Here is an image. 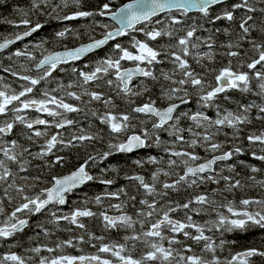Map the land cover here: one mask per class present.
<instances>
[{
  "label": "snow or ice",
  "instance_id": "obj_1",
  "mask_svg": "<svg viewBox=\"0 0 264 264\" xmlns=\"http://www.w3.org/2000/svg\"><path fill=\"white\" fill-rule=\"evenodd\" d=\"M81 3L82 0H60L59 3L31 0L29 11L49 15L57 21L110 17L119 26L94 20L88 42L44 56L34 64L40 74H20L10 68L3 69L11 71L13 77L25 83L20 85L19 91L10 84H0V117L11 114L10 118L0 122V242L6 243L25 232L37 215L44 216V220L36 224L39 230L37 238L41 234L45 237L54 235L61 222L68 225L64 231L71 233L79 229L81 234L58 240L54 247L37 244L26 250L34 256L25 257L9 251L0 255V264H29L33 260L36 264H256V258L264 264V246L244 248L223 258L218 255L226 245L236 243L235 240L225 239L226 233L248 232L254 228L264 230V179H258L256 175L262 172V168L239 159L247 153L253 159L264 162V127L241 136L244 127L252 124L254 110V118L264 122V0H130L115 10L111 0H108L95 11L83 10ZM70 5L75 6V10L64 13L63 10ZM49 8L50 11H46ZM215 8L220 11L214 12ZM17 11L22 13L18 23L6 22L16 27L26 26L27 30L14 34L12 38L3 37L0 52L43 27L39 22L33 24L28 18L29 12ZM221 21L230 23L224 27H207ZM97 27L101 29L99 38L94 35ZM201 32L207 35H199ZM136 33L143 34L144 39L137 38ZM217 34L225 37L219 44ZM70 35L80 38L81 33L73 34L68 27L55 33L57 38ZM125 36L130 38L128 45L114 43L110 53L96 60L93 66L89 68L85 64L88 71L72 67L75 80L67 85L56 81L55 87L42 90L38 97L31 95L42 82L50 84L57 69L63 72L61 65L80 61L109 42ZM43 43L41 41L35 47L41 48ZM218 48L224 51L218 52ZM218 55L226 57L227 63L216 68L213 64ZM13 56L28 61L37 60L33 52L28 51L27 45L23 50L12 52L8 59ZM122 62H131L134 66L124 67ZM165 63L171 64L170 70L157 67ZM25 71L30 72L31 68ZM210 74L211 80L208 79ZM136 78H141L138 85L134 84ZM161 80L167 83L160 85L158 99L167 101L165 107L157 106V101L151 97L141 104L136 103L135 98L151 91L148 81L154 85ZM254 81L258 84L256 95L262 100L260 104L237 101L234 110L221 108L217 102L221 94L228 101L231 97L227 93L231 90L252 93ZM74 88L80 91L70 90ZM104 88L124 101L127 108L117 110L114 96L103 91ZM193 96L197 97L199 109L191 113L179 111ZM66 97L85 107L93 103L102 105L103 111L90 108L89 112L108 129L110 139L107 150L88 155L69 174L51 176L48 184L41 187L44 179L41 174H32L33 167L41 172L62 167L65 157L57 155L56 151L104 139L103 129L91 132L83 127L68 138L63 136L59 130L76 125L68 114L84 111L79 103L66 102ZM209 108H215V118L206 114L205 109ZM27 110L46 113L52 119L40 116L29 118ZM140 114L145 119L141 120ZM183 120L192 123L184 128L181 126ZM133 121H139V129ZM149 122L150 128L146 126ZM16 125L22 126L21 135L30 144H36L37 138H43L37 151L30 150L19 139H6ZM52 128L57 131L50 132ZM224 128L231 130V138L228 139V132H223L226 140L218 142L216 137ZM162 132L171 139H162ZM185 132L189 134L188 138ZM241 140L244 143H236ZM226 144L230 145L227 149ZM153 146L162 148L166 154V168L157 167L151 173L150 181L139 174L125 176V179L137 184L138 192L142 190L143 198L137 199L136 195H128L124 188H120L116 192L96 195L91 201L86 198L84 202L85 205L90 202L101 205L105 198H119L123 194L127 196L124 203L131 202L133 208L137 203L141 206L136 208L134 215L124 211L121 203L108 206L119 210L118 215H109L107 210L97 213L87 206L76 207L68 213L61 211L59 206L68 202V194L98 179L89 170L98 160ZM197 148H203L210 156L201 157L195 151ZM34 161L38 163L34 165ZM132 163L143 167L145 163L163 165L165 161L150 155L146 161L136 159ZM238 167L247 169L250 174L241 177ZM177 168L180 171L177 172ZM109 171L119 174L115 166L101 169L102 173ZM161 175L175 178L170 182L161 181ZM114 182L113 179H99V183L104 185ZM206 185L215 187L194 192L182 203L169 198L170 192H179L181 188L194 190ZM249 187L260 188L261 195L239 200L228 198L237 190ZM181 211L183 218H175ZM213 214L214 218L202 222L193 218L194 215ZM93 217L100 218L106 230L129 233L122 238L124 242L103 243V236L89 232L83 218ZM93 240L101 243L94 244ZM84 243L91 244L96 252L90 255H41L45 251L53 254ZM138 244H142L145 250L137 258L132 252ZM196 247H199L198 252Z\"/></svg>",
  "mask_w": 264,
  "mask_h": 264
},
{
  "label": "trees",
  "instance_id": "obj_2",
  "mask_svg": "<svg viewBox=\"0 0 264 264\" xmlns=\"http://www.w3.org/2000/svg\"><path fill=\"white\" fill-rule=\"evenodd\" d=\"M127 0H111V6L113 9H115L118 5L122 4ZM60 0H53V3H59ZM104 2H108V0H82L81 8L83 10H89V11H95L98 9L100 5H102ZM18 9H22L24 12H29V17L33 24L36 22H39L43 25L41 29H39L37 32L33 33L31 36L27 37L26 39L10 46L8 49L4 50L3 52H0V76H2V80L0 81V84L7 83L12 86L13 89H16L17 91L20 90V85L22 83H25L23 81H20L18 77H13L11 75V71L19 72L20 74H30V72H26L25 69L31 68L33 64L38 62V60L43 57L44 55L53 52L55 50L63 49L65 47L70 48L73 46H76L78 44H81L83 42L88 41L89 35L91 33V27L93 26V21L96 19V21H99L100 23H110L107 20H105L102 17H89V18H77L76 20L72 21H57L52 19L51 16L46 14H40L36 11H29L31 9V0H3L2 3H0V41L3 37H13L14 34L23 32L27 30L26 26L20 25L19 27L14 26L13 24H9L6 21H15L18 23V21L22 17V13L17 11ZM75 10V6H71L69 8L64 9V13H70L71 11ZM46 11H50L49 9H46ZM219 8H215L214 12H219ZM238 16L240 13L237 14ZM193 18L196 19V15L193 14ZM203 23V21H201ZM230 22L227 21H221L217 22L214 26L213 25H207V27H224L227 26ZM111 24V23H110ZM65 27H68L73 30V34L75 33H81L80 38H75L74 35L66 36L65 38H57L55 36V33L57 31L63 30ZM234 27V26H233ZM101 34V29L96 28L95 30V37L98 38ZM137 38L144 39L143 34L136 33ZM199 35H207V33H199ZM255 35V34H254ZM217 43L225 40V37L221 34L216 35ZM24 41H31L32 43H40L43 41V46L41 48H37L38 50H32L28 48V51H31L35 54L37 57L36 61H25L22 62L23 67H21L18 63V59L16 57H12L11 60L8 59V56L17 50L20 46V44ZM119 42L124 45H128L130 42V38L125 37H118L116 41L109 42L108 45L104 46L102 49H100L101 52L106 51V54H109V50L112 49V46L114 43ZM163 43V41H161ZM33 45V44H32ZM158 46V45H154ZM245 48H247V45H245ZM218 52H223V49H217ZM100 55V54H99ZM227 63V58L218 55L215 63L213 64V67L219 68ZM124 65L125 62H122ZM4 68H10V72H5ZM90 68V67H89ZM89 68H85V71H88ZM199 71V70H198ZM1 80V79H0ZM165 81H160L159 83H155L153 85V82H150L148 85L151 89V91L147 94H145L142 97L135 98L137 104H141L149 99H154L157 101V105H161L158 103V101H162L158 99L160 96V85L166 84ZM253 92L252 93H241L237 90H231L228 92V96L231 97L230 100L227 102V107L229 110H234L236 108L235 102H241V103H251L255 102L257 104H260L262 102L261 98H259L256 93L259 91L257 82H253ZM103 91H105L108 94H111L110 90L107 88H104ZM114 96V95H113ZM86 100L87 97H84ZM116 103L118 105L119 111H123L127 108V105L124 101L121 99L115 97ZM166 103V101H162ZM83 116H84V129L86 131L91 132H97L100 129H103V137L104 139L102 141L93 142V143H87L83 146H78L77 148L72 149H63L62 151H56L57 155H63L65 157V164L64 166L60 167L57 166L52 169H44L42 172L33 167L31 169V172L33 175L35 174H41L42 178L44 179V183L40 186H46L48 184V181L50 180L51 176H56L57 174H60L62 172L68 171L72 168V165L74 163H82L84 159L87 158L88 155L92 154L95 155L96 153L103 152L107 150V144L109 142V135H108V129L106 126H103L99 123V121L90 115L89 109H96L99 111H103L102 105L99 103H93L91 105H88V107H83ZM87 114V115H86ZM253 116V122L251 125L245 126L244 133L246 132H253L256 131L262 127H264V122H261L259 120H256L254 117L256 115L255 110L251 114ZM8 119L7 117H0V122H3V120ZM150 128V122L146 125ZM22 132V126L16 125V127L13 130V133L9 135L6 138L9 139H19L20 143L24 144L26 147H30V150L37 151L38 146L43 143V138H37L36 144H30L26 139L23 138L21 135ZM229 132V139L231 138V130L228 129ZM69 132H62L63 136L65 138H68ZM115 142V141H113ZM236 143H244L243 140L236 141ZM156 147L153 146V152L154 155L157 157H162L164 160L167 159V156L164 155L163 152H158ZM147 149H142L139 151L138 155L139 157L146 155ZM133 155H127V154H115L114 156L109 157L107 160H98L94 166L90 167V172L92 175L98 177L97 180L88 182L84 185H82V188L80 190L79 196L70 197L68 202L62 207V210L69 209L70 211L73 210L76 207H84L87 206L94 212H100L107 210L109 215L112 214H119V210L117 212L114 211L113 208L108 207L110 204H123V210L126 211L130 215H134L136 208L141 207L138 203L136 204V208H133L131 206V202L124 203L127 201V196L121 195L119 198H105L103 200V203L101 205H97L94 202L87 203L85 205V199L87 198L89 201L92 200L96 195H104L108 192H116L120 188H124L125 191L128 193V195H136L137 199L142 198V193L137 191L136 188H134L135 182H130L127 179H125L126 175H133V174H144V168L138 167L134 165L132 162ZM242 159L247 161L250 160V158L246 155H241ZM54 158V157H53ZM38 163V162H37ZM33 164H36V161L33 162ZM111 166H115L119 170V174L113 173L111 171L107 173H102L101 169L109 168ZM262 168V172L258 174V177L264 178V164H261L259 166ZM249 175L248 171L246 170L245 173H243V177H247ZM113 179L115 182L112 185H104L99 183V179ZM215 187V185H206L200 189H195V192L204 191L205 188H212ZM131 188L136 189L133 191ZM107 190V191H105ZM173 193V192H171ZM262 193V190L258 187L256 188H246L244 190H237L234 194H230L228 196L229 199H236L239 200L241 198H247V197H259ZM175 195V194H174ZM173 194H169V198L173 201L177 202H185L187 199H189V196L181 195V196H174ZM69 211V212H70ZM135 218V216H134ZM214 218V214L212 216L208 215H202V216H196V220L198 222H202L203 220H208ZM84 223L87 225L88 231L91 233H95L96 236H103L104 240L103 243H114V242H124L123 237L126 234L123 230H106L103 227L102 220L98 217L93 218H83ZM44 220V216L37 215L36 217L32 218L30 221V227L25 230V232L18 234L16 237L9 239L6 243L0 242V255H3L9 251L16 252L19 255L22 256H29V255H35L28 251L27 249L36 246L37 244H48L49 247H54L55 242L58 240H65L68 239L72 235H79L81 234L79 229H74L73 232H67L63 229L68 227L66 222H61L60 228L58 230H55L54 235L50 237H45L42 234L37 238L36 233L39 231L36 228L37 222H42ZM74 227V226H73ZM137 230H139V225L137 224ZM210 234V233H209ZM219 235V234H217ZM225 239L231 241L235 240V245H226L223 251L218 252V255L223 257H227L230 255V253H234L235 251H240L244 248L248 247H261L264 246V230L259 229H252L248 232H242V233H228L227 238ZM92 243L99 245L101 243L100 241L93 240ZM187 243H191V241H187ZM82 249V250H81ZM144 246L142 244H138L137 248L132 252V255L135 257H139L143 254ZM195 250L198 252L199 247H196ZM96 252V248H93L91 244L84 243L81 245H78L76 248H66L62 251H58L57 253L49 254L46 251L42 252L41 255H59V254H71V255H90L94 254ZM29 264H36V261H30ZM256 264H261L259 258H256Z\"/></svg>",
  "mask_w": 264,
  "mask_h": 264
},
{
  "label": "flooded vegetation",
  "instance_id": "obj_3",
  "mask_svg": "<svg viewBox=\"0 0 264 264\" xmlns=\"http://www.w3.org/2000/svg\"><path fill=\"white\" fill-rule=\"evenodd\" d=\"M111 51V49L109 50V52ZM100 54V55H99ZM106 55V51L104 52H101L100 50H97L96 52L94 53H91V54H88L86 57L82 58L80 61H77V62H70L69 64H64V65H61L62 68H64V71L61 72L59 71V69H57V71H55L53 73V78L50 82V84L48 82H42L40 85L36 86V91L31 94L33 96H39L40 95V92L46 88H48L49 86L51 87H55L56 86V81H63L65 85H67L70 81L72 80H75L76 79V75L74 73L71 72V68L72 67H76L78 69H82L84 70L85 69V64L89 65V67L93 66L96 62V60H98L100 57ZM124 67H129V66H134L131 62H125V64L123 65ZM194 67H197V70H200L198 66L196 65H193ZM34 67V64L31 66V71H30V74L31 75H37V74H40L39 71L37 69H33ZM158 67V66H157ZM89 70V69H88ZM159 74V72L157 71V75ZM140 79L141 78H136L134 80V84H139L140 83ZM209 80L212 79L211 77V74L209 75L208 77ZM162 81V80H161ZM151 81H148V84L150 83ZM70 90H75V91H80L79 89H70ZM112 95H114L113 93H111ZM60 95H62V93H60ZM228 95V93H227ZM223 96L224 94H221L219 99H218V103L220 104L221 108H225V109H228L227 107V102L228 101H225L223 99ZM67 102H72L74 103L75 101H73L71 98H68L66 97L65 98ZM114 99H115V96H114ZM159 104L161 105H157L159 107H164L167 105V101L166 103L162 102V101H158ZM199 109V105L197 104V97L193 96L190 100V102L187 104V105H182L181 108L179 109V111H188V112H195ZM206 111V114L209 115L210 117L212 118H215V113H216V110L215 108H209V109H205ZM30 114L32 116V118H36L37 116H40L41 118H45V119H49L51 120L52 118L48 117L46 113H37L35 110H30ZM68 118L70 119H73L76 121V125L74 126H70V127H67L66 129H63V130H59L61 132H76L77 129L79 127H84V116L82 115V112L81 113H70L68 114ZM141 120L145 119V117L140 114V117H139ZM134 123H137L138 125V129H139V121H133ZM191 121H188V120H183L181 122V126L184 127V128H187L188 126L191 125ZM37 127H40L41 129H43L44 126H37ZM137 129V130H138ZM57 130L55 128H52L50 129V132H56ZM223 132H228V129L227 128H224L222 130V132L216 137L217 141L218 142H224L226 140V137L224 136ZM229 133V132H228ZM244 133H241V136L243 137ZM185 137L188 138L189 137V134L187 132L184 133ZM246 135V133H245ZM229 139V137H228ZM230 145L226 144L225 145V148L227 149V147H229ZM142 150V149H141ZM141 150H138L134 153H130L131 155H136L137 153H139V151ZM179 150V149H177ZM195 151L201 156V157H209L210 154L209 153H206L205 150H199V148L195 149ZM151 152V151H150ZM130 154H127V155H130ZM147 154V153H146ZM151 154H153L151 152ZM246 155L250 158V160H247L245 161L246 164H251V165H254L256 167H259L261 164H264V162H260V161H257L255 159H253L249 154L246 153ZM147 156V155H146ZM240 160H243L242 157L240 156L239 157ZM164 160V159H163ZM146 161V160H145ZM165 163L163 165H152L150 163H145L143 168H144V173L147 174L146 175V180H149L150 181V177H151V173L153 171L156 170L157 167H165L166 168V160H164ZM202 162V161H201ZM232 162H236V161H232ZM37 163V162H36ZM79 164L78 163H74L72 165V168L68 171H65V172H62L60 174H57L56 176L58 175H63V174H66L68 172H70L71 170L75 169V167H77ZM247 169L245 168H242V167H238L237 168V171L240 172L241 174V177H243V173H245ZM176 171H180L179 168L176 169ZM248 171V170H247ZM249 173V171H248ZM250 174V173H249ZM260 173H257V178L258 179H262L261 177H258ZM164 177V176H163ZM167 181H171L172 179H174L175 177H164ZM161 179V178H160ZM264 179V178H263ZM165 181V180H163ZM214 186V185H213ZM159 187V185H158ZM82 188V187H81ZM81 188H78L76 190H74L72 193L68 194L67 196V200H69L70 197H75V196H79V193H80V190ZM195 192V189H188V190H185L183 188H181V190L179 192H173L170 194H175L174 196H181V195H185V196H189V198H191V196L194 194ZM183 212H178L175 216V218H178V219H182L183 218ZM193 218L196 220V215L193 216ZM227 235L228 233L225 234V237L227 238Z\"/></svg>",
  "mask_w": 264,
  "mask_h": 264
},
{
  "label": "rangeland",
  "instance_id": "obj_4",
  "mask_svg": "<svg viewBox=\"0 0 264 264\" xmlns=\"http://www.w3.org/2000/svg\"><path fill=\"white\" fill-rule=\"evenodd\" d=\"M95 21H96V19H95ZM33 44V45H32ZM25 45H27L28 46V48L29 49H32V50H38L36 47H35V45H36V43H32L31 41H24V42H22L21 44H20V46L21 47H19L18 49H24L25 48ZM34 54V53H33ZM35 55V54H34ZM17 59H18V63L17 64H19L20 66L21 65H23L22 64V62H25V61H27L25 58H23V57H16ZM171 64L170 63H165V64H162V65H159L158 66V68H162V69H164L165 71H168V70H170L171 69ZM159 75V74H158ZM0 78H3L2 76H0ZM0 81H3L2 79L0 80ZM67 102V101H66ZM70 102V101H69ZM74 103H79L80 104V106L83 108V107H85L82 103H80V102H74ZM82 114H83V112H82ZM10 115L11 114H9V116L7 117V118H10ZM27 116L29 117V118H32V116H31V114H30V110H27ZM72 133H74V132H69L68 133V136L69 135H71ZM248 133H250V132H246V134H248ZM161 137H162V139H164V140H170L171 138L167 135V133H164V132H162L161 133ZM7 140H11V139H9V138H6ZM180 148V146L179 145H177V149H179ZM158 152H163V150H162V148H158V149H156ZM199 150H203V148H199ZM153 153V154H151V152ZM164 153V152H163ZM147 155V156H146ZM146 155H144V156H141V157H139V155H138V153L136 154V155H134L133 157H132V160H136V159H142V160H147V157L148 156H150V155H154V152H153V147H151V148H148V150H147V154ZM164 155L166 156V154L164 153ZM158 158H162V157H158ZM146 175L147 174H142V176H144L145 178H146ZM161 179V181H163V180H166L164 177H163V175H161V177H160ZM263 179V178H262ZM134 188H136L137 189V184H135L134 185ZM133 191H135L136 189H133V188H131ZM105 191H107V190H105ZM108 192V191H107ZM141 193H142V198H143V192H142V190L140 191ZM61 211L63 212V213H68L70 210L69 209H64V210H62V208H61ZM114 211L115 212H117L118 210H116V209H114ZM106 255V254H105Z\"/></svg>",
  "mask_w": 264,
  "mask_h": 264
},
{
  "label": "water",
  "instance_id": "obj_5",
  "mask_svg": "<svg viewBox=\"0 0 264 264\" xmlns=\"http://www.w3.org/2000/svg\"><path fill=\"white\" fill-rule=\"evenodd\" d=\"M128 2H130V0H127V1H125V2H123L122 4H120V5H118L115 9H117V8H119V7H122L125 3H128ZM114 9V10H115ZM103 18H105V19H107L108 21H110V22H112L113 24H114V26H116V27H118L119 25L118 24H116V22L115 21H112L111 19H110V17H103ZM26 31V30H25ZM23 32H20V34H22ZM10 38H12V37H10ZM27 37H25L24 39H26ZM99 38V37H98ZM23 39V40H24ZM22 41V40H21ZM0 42H2V40L0 41ZM18 42H20V41H16L14 44H16V43H18ZM86 42H88V41H86ZM83 43H85V42H83ZM14 44H12V45H14ZM12 45H9V47L10 46H12ZM80 44H78V45H76V46H73V47H77V46H79ZM73 47H70V48H73ZM65 49H60V50H57V51H53V52H51V53H54V52H62V51H64ZM50 54V53H49ZM46 55H48V54H46ZM46 55H44V56H46ZM43 56V57H44ZM43 57H41L40 59H43ZM39 59V60H40ZM129 67H132V66H129ZM33 69H35V67H33ZM165 107V106H164ZM74 170V169H73ZM73 170H71V171H73ZM70 171V172H71ZM70 172H68V173H66V174H64V175H67V174H69ZM59 176H62V175H59ZM82 186V185H81ZM81 186H79V188L81 187ZM64 206V205H63ZM59 207H62V206H59Z\"/></svg>",
  "mask_w": 264,
  "mask_h": 264
}]
</instances>
